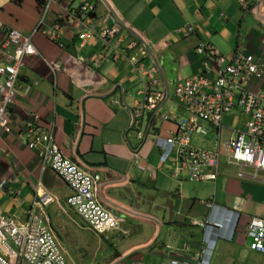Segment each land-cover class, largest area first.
I'll return each instance as SVG.
<instances>
[{"label": "crops", "instance_id": "0c3cea01", "mask_svg": "<svg viewBox=\"0 0 264 264\" xmlns=\"http://www.w3.org/2000/svg\"><path fill=\"white\" fill-rule=\"evenodd\" d=\"M40 1L39 6L46 2ZM63 2L53 4L46 20L49 26L62 14L61 45L41 32L35 34L39 54L28 56L20 73L12 132L0 129V181L5 180L0 205L10 197V217L1 208L0 214L21 224L39 195L54 197L43 212L59 241L64 236L75 247L77 264H168L180 255L196 264L194 252L209 244L211 264H264V253L250 249L246 234L250 218H264V172L251 179V169H245L247 177L239 178L238 167L222 156L215 180L197 186L183 173L174 177L173 157L162 163L155 144L174 128L172 123L179 119L174 108L179 106L166 105L168 97L155 112L137 118L145 78L130 60L134 56L146 67L154 65L166 93L198 73L201 56L195 48L200 43L222 56L239 51L264 60V0H244L242 6L240 0H97V11L89 14L92 27L101 30L116 23V38L124 40L119 50H126L129 42L136 45L117 60L109 58V47L98 37L80 46L78 32L85 25L70 21ZM77 3L71 2L74 7ZM39 6L36 0L19 5L0 0V22L29 36L38 24ZM76 16L84 18L77 11ZM185 25L195 29L192 37L179 32ZM50 61L59 62L61 70L52 73ZM249 88L264 91V77ZM133 92L141 99L133 98ZM179 108L182 118L188 117ZM236 113L240 111L224 115L222 126H242L245 117L239 114L242 118L236 122ZM28 123L50 132L62 153L85 172L99 175L96 198L121 219L117 229L93 232L67 205L71 188L39 156L42 148L28 149L26 139L19 136ZM196 136L201 135L192 136L194 146ZM213 148L214 140L209 150ZM209 200L211 207L205 204ZM60 211L69 223L57 216ZM206 218L220 221L223 229L200 226ZM83 231L94 239L83 240ZM217 232L227 238L214 241ZM96 253L102 258L92 256Z\"/></svg>", "mask_w": 264, "mask_h": 264}, {"label": "built area", "instance_id": "2783aa9c", "mask_svg": "<svg viewBox=\"0 0 264 264\" xmlns=\"http://www.w3.org/2000/svg\"><path fill=\"white\" fill-rule=\"evenodd\" d=\"M57 0H46L40 6V20L36 29L24 36L18 30L0 23V129L6 134L12 132L15 89L19 83L22 69L28 56L38 55L33 42L37 33H43L50 41H60L63 34V17L59 13L55 21L45 23ZM63 11L70 16V21L79 20L85 29L78 32L83 47L92 37H98L109 47V58L117 60L123 52L133 49L136 45L129 42L126 50H119L123 39L116 38L119 28L116 23L101 30L92 27L89 14L94 12L91 0H75L77 6L63 0ZM241 6L244 0H240ZM84 16L75 17V13ZM72 14V15H71ZM179 32L184 38L195 33L191 25H186ZM114 39L116 41L114 42ZM195 52L201 56L202 67L198 73L176 83L174 97L179 107L183 108L188 117L180 121L174 120V128L158 144L159 159L162 163L172 157L174 164L181 161L192 180H215L220 158L225 157L227 163L238 167L237 177H247L245 169H251V179H257L259 172H264V91L249 90L253 79L263 80L264 60L260 56L235 51L229 56H222L211 46L200 43ZM133 67L145 78L141 91L143 106L137 107L135 116L140 118L155 112L163 101L168 99L165 90L160 88L161 80L154 65L144 66L138 58L130 57ZM50 71L55 73L61 69L59 62L47 63ZM233 109L240 111L245 117L242 126L224 127L223 116ZM164 120H168L167 117ZM203 123L214 128V148H200L191 144L193 135L205 136L209 130ZM225 131L228 134H225ZM26 139V147L30 150L42 148L39 156L46 160L57 175L71 188L72 194L66 199L69 207L80 215L86 227L96 233L115 230L121 221L114 213L108 211L96 198L98 174H88L75 162L69 160L60 150L50 132L26 124L19 132ZM205 169L213 173H204ZM176 168L173 175L176 174ZM5 189V180L0 181V191ZM55 201L47 194L39 195L33 202V208L21 224H16L0 214V264H66L65 252L58 237L51 227L50 218L43 208ZM208 207L211 200L206 201ZM33 209L38 210L34 212ZM202 227L222 228V223L212 219H204L198 223ZM246 234L251 239L249 245L253 251L264 253V218L252 217L246 226ZM201 259L199 264H210V249L204 247L197 251ZM171 264H188L177 257L170 259Z\"/></svg>", "mask_w": 264, "mask_h": 264}, {"label": "rangeland", "instance_id": "374dc122", "mask_svg": "<svg viewBox=\"0 0 264 264\" xmlns=\"http://www.w3.org/2000/svg\"><path fill=\"white\" fill-rule=\"evenodd\" d=\"M96 1L97 0H93L92 1V3H93V6L95 7L97 4H96ZM93 11H97V8H94V10ZM50 14V13H49ZM48 19V15H47V17H46V19H45V23H46V20ZM39 20H40V18H39ZM47 24V23H46ZM186 27V25L184 26V28ZM190 37H192V35L190 36ZM143 53H146L144 50H143ZM198 62H199V69L202 67V62H201V60L199 59L198 60ZM161 80V79H160ZM254 82V81H253ZM249 90H250V88H249ZM135 91V90H134ZM132 97L133 98H135V99H138V100H140L141 99V97H139V96H137V94H134V92H133V94H132ZM169 98H170V100L166 103V105H175V106H179L178 105V103H177V101L175 100V97H174V89H172L171 91H170V93H169ZM174 110H175V115H177V116H179L178 118L179 119H177L176 121L178 122V121H180L181 119H182V117L184 116L183 115V112L181 113V109L179 108V107H177V108H174ZM169 112H172L173 113V109H170V110H168ZM182 114V115H181ZM240 114V113H239ZM239 114L238 113H236V122H238L241 118H242V116L240 115V117H239ZM227 122V119H226V117H225V119H224V123H226ZM211 127V126H210ZM208 130H209V128L208 127H206ZM135 134H136V132H135ZM214 138H215V135H214V133L213 132H209L206 136H196V137H194L193 138V144H195L196 146H198V147H201V148H204V149H211L212 148V142H213V140H214ZM136 139V137L134 136L133 138H132V140L134 141ZM226 161V160H225ZM222 163V162H221ZM226 163H227V161H226ZM227 164H229V163H227ZM222 165V164H221ZM229 165H232V164H229ZM175 168H176V171H177V173L176 174H174L173 176L174 177H178L181 173H183V174H185L186 175V177L188 178V181L191 183V184H193V185H200V184H205L206 182H210L211 180H192V179H190V177H189V175H188V172L186 171V169H184L183 168V166H182V163H181V161H177L176 163H175ZM167 169V168H166ZM206 170H208L209 172H206ZM204 173H213V170H211V169H205L204 170ZM202 186V185H201ZM204 187V186H203ZM9 201H7V200H5V201H2V203H1V209H2V211H3V213L4 214H6L8 217H10L9 215H10V197H8L7 198ZM66 210H68V209H66ZM68 213L69 214H71V211L70 210H68ZM5 216V215H4ZM6 216V217H7ZM59 218H61L62 220H63V222H66V223H69L68 222V218L65 216V215H63V213L60 211V212H58V215H57ZM212 219V218H211ZM212 220H214V221H217V220H215V219H212ZM80 230V229H79ZM230 234H232V235H234V232H232V231H230L229 232ZM81 237H82V239L83 240H85V239H87V241H90V240H93L94 238H93V236H91V234L90 233H88V232H86V231H83V232H81ZM60 240H61V242H60V244H62L61 246H63L62 248H64L63 250H64V252H65V259H66V264H77V263H75V261L76 260H78L77 258H76V255L74 254V252L73 251H76L75 250V247L73 248V247H71V246H69L68 245V243H69V241L67 240V238L66 237H64V236H61V238H60ZM114 245H116V243H114ZM111 249V248H110ZM79 251V250H78ZM253 251V250H252ZM255 252H258V251H255ZM197 253L198 252H194V254H193V258L195 259V262H196V264H199L200 262H201V259L199 258V257H197ZM94 255V257H96L97 258V256H98V260L99 259H101L102 258V256H101V253H99V254H97L96 253V255L95 254H92V256ZM177 258H178V260L179 261H184V262H187L188 264H190L189 262H190V259L188 258V259H185L182 255H180V256H177ZM168 264H171L170 263V261H169V263ZM211 264V263H210Z\"/></svg>", "mask_w": 264, "mask_h": 264}, {"label": "clouds", "instance_id": "9594fccd", "mask_svg": "<svg viewBox=\"0 0 264 264\" xmlns=\"http://www.w3.org/2000/svg\"><path fill=\"white\" fill-rule=\"evenodd\" d=\"M39 8H40V6H39ZM95 8H96V6H95ZM1 23V22H0ZM3 24V23H2ZM5 25V24H4ZM6 26V25H5ZM7 27H9V26H7ZM10 28V27H9ZM59 42V44H60V41H58ZM61 45V44H60ZM35 56V55H34ZM157 69V68H156ZM61 70V69H60ZM168 96H169V93H168ZM167 96V97H168ZM209 219H211V218H209ZM236 220V219H235ZM217 222H220V221H217ZM221 223V222H220ZM223 227H224V225L222 224V228L221 229H223ZM232 232H234L233 230H231ZM227 238V236L226 235H224L223 233H216V235H215V239H214V241H216V239H226ZM213 241V242H214ZM205 247H207V248H209L210 249V263H211V250H212V244H209L208 246H205ZM202 248H204V247H202ZM201 248V249H202ZM200 250V249H199ZM199 250H197V251H199ZM196 251V252H197Z\"/></svg>", "mask_w": 264, "mask_h": 264}, {"label": "trees", "instance_id": "16d2710c", "mask_svg": "<svg viewBox=\"0 0 264 264\" xmlns=\"http://www.w3.org/2000/svg\"><path fill=\"white\" fill-rule=\"evenodd\" d=\"M21 1H22V0H14V3H16V4L19 5V4H21ZM36 2L38 3V6L41 4V3H40V2H41L40 0H36ZM54 43H56V44L58 43V44H59L58 41H56V42H54ZM252 81H257V82H259V81H261V80L253 79Z\"/></svg>", "mask_w": 264, "mask_h": 264}, {"label": "water", "instance_id": "95a60500", "mask_svg": "<svg viewBox=\"0 0 264 264\" xmlns=\"http://www.w3.org/2000/svg\"><path fill=\"white\" fill-rule=\"evenodd\" d=\"M166 90H168V89H166ZM168 92V91H167ZM166 95L168 96V93H166Z\"/></svg>", "mask_w": 264, "mask_h": 264}]
</instances>
